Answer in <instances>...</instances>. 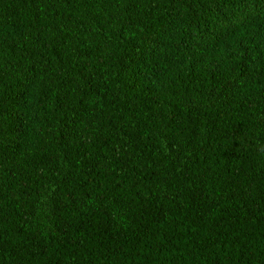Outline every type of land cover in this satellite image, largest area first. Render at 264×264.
<instances>
[{"label":"trees","instance_id":"1","mask_svg":"<svg viewBox=\"0 0 264 264\" xmlns=\"http://www.w3.org/2000/svg\"><path fill=\"white\" fill-rule=\"evenodd\" d=\"M0 264H264V0H0Z\"/></svg>","mask_w":264,"mask_h":264}]
</instances>
